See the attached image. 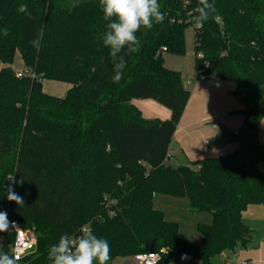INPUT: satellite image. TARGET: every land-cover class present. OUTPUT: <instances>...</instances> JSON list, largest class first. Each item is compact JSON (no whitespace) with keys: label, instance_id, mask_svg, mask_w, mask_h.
<instances>
[{"label":"trees","instance_id":"obj_1","mask_svg":"<svg viewBox=\"0 0 264 264\" xmlns=\"http://www.w3.org/2000/svg\"><path fill=\"white\" fill-rule=\"evenodd\" d=\"M158 2L164 22L137 32L140 50L125 56L114 82L99 0H0V211L38 240L17 264H51L50 246L83 225L108 241L109 262L166 249L161 263L187 252L212 264L252 240L243 213L264 204V0H211L220 22L210 18L194 29L198 79L234 81L244 119L237 132L219 126L214 144L237 142L233 152L179 165L167 160L191 91L163 53L185 54L198 0ZM21 4L30 16L18 12ZM38 35L37 50L31 41ZM17 51L34 78L16 76ZM46 79L71 88L63 97L48 94ZM135 99H152L171 115L145 118ZM8 188L23 206L7 199ZM159 194L187 197L189 210L211 214L197 224L201 240L166 217L155 204ZM14 240L11 229L0 232V250L12 255Z\"/></svg>","mask_w":264,"mask_h":264},{"label":"clouds","instance_id":"obj_2","mask_svg":"<svg viewBox=\"0 0 264 264\" xmlns=\"http://www.w3.org/2000/svg\"><path fill=\"white\" fill-rule=\"evenodd\" d=\"M103 18L107 21L102 43L108 49L113 63L114 82H119L126 66L125 56L140 50V40L137 32L151 29L153 24H162L165 14L161 11L158 0H99ZM216 7L211 0H198L196 15L193 17L192 27L199 30L211 18L220 22ZM18 12L28 13L26 4L18 7ZM30 16L31 14L28 13ZM9 31L3 29V35ZM37 50L40 47V36L31 41ZM7 199L19 206L24 205V198L14 189L8 188ZM10 222L7 213L0 211V232L9 230ZM111 247L108 241L97 237L91 226L83 225L77 236L63 234L57 243L49 248L48 258L51 264H108L111 258ZM19 257L0 250V264H17Z\"/></svg>","mask_w":264,"mask_h":264},{"label":"crops","instance_id":"obj_3","mask_svg":"<svg viewBox=\"0 0 264 264\" xmlns=\"http://www.w3.org/2000/svg\"><path fill=\"white\" fill-rule=\"evenodd\" d=\"M234 83L223 82L219 78L202 81L198 77L195 82L193 80L187 82L188 86L193 87L192 91L190 90L191 97L172 141L173 144L174 139L177 138V142L179 143L178 150L173 153L171 144L167 161L171 162L172 160H176V163L188 164V162H193L203 157L231 153L238 147V143L233 141L214 144V141L220 133V125L225 126L232 132H237L244 119L241 113L242 106L238 98L234 94H230L236 88V83ZM53 95L59 97L65 96L64 94ZM197 96H199L203 105L207 104V102H213L215 111L208 113V109L205 110L203 106L201 109H199L200 106L199 108H192L190 110L191 102ZM132 103L135 105L133 101ZM197 110L199 111L198 113L195 112ZM233 111H237L238 114L231 115ZM170 115L171 112H166L164 119L169 118ZM208 132L212 136L211 139L207 138L208 135L206 134ZM196 138L201 141L202 146L209 147H195L197 145L193 139L196 140ZM258 138L264 143L260 139L259 130ZM243 220L255 230L252 240L246 247L228 249L220 255H215L212 258V264H246L248 262L252 264H264V204L250 205L243 213ZM109 264H140V262L135 255L129 254L116 256ZM161 264H179V261L177 258ZM190 264H201V261L198 258L192 257Z\"/></svg>","mask_w":264,"mask_h":264},{"label":"rangeland","instance_id":"obj_4","mask_svg":"<svg viewBox=\"0 0 264 264\" xmlns=\"http://www.w3.org/2000/svg\"><path fill=\"white\" fill-rule=\"evenodd\" d=\"M185 41H186V52L183 55H176L169 52H164V61L165 64L177 71H181L184 79V84L186 88L188 87L189 90L192 91L193 87L188 86L187 82L192 81L195 82L197 80V67H196V53L194 48V29L192 26L188 27L185 30ZM13 67L16 71H21L24 69V61L22 59V55L19 51L15 54V59L13 63ZM202 81H210L212 79H199ZM223 82L231 83L234 82L232 80H223ZM235 84V83H234ZM43 90L48 94H64L66 95L69 88L71 87V84L64 83V82H58L53 80H43ZM230 94H233L232 92ZM136 107L141 110L142 115L145 118L148 119H164V114L166 112H170V110L159 104L158 102L152 100V99H139V100H133ZM201 106V107H200ZM202 106L205 108V110L208 109V113L214 112V103L213 102H207V104L203 105L201 102V99L199 96L195 97L194 100L191 102L192 108H199L201 109ZM195 112H199L198 110ZM194 112V113H195ZM238 114L237 111H233L231 115ZM207 138L211 139L212 136L208 132ZM259 136L262 141H264V116L260 122L259 125ZM195 144L197 146L195 147H206L209 146H202L201 141L196 138L193 139ZM179 143L177 142V138L174 139V142L172 144V152H176L178 150ZM194 147V146H193ZM195 149V148H194ZM168 163L172 165H179L180 163H176V160H172L171 162L167 161ZM188 164H192V162H188ZM260 168L264 171V161L260 163ZM155 204L158 208L162 209L166 217L171 220H176L179 222L181 230L184 232V234L191 238L192 240H201V234L197 229V224L200 221L210 222L212 220V216L208 212H192L189 210L188 206V199L187 197H180V196H172V195H166V194H159L156 197Z\"/></svg>","mask_w":264,"mask_h":264},{"label":"built area","instance_id":"obj_5","mask_svg":"<svg viewBox=\"0 0 264 264\" xmlns=\"http://www.w3.org/2000/svg\"><path fill=\"white\" fill-rule=\"evenodd\" d=\"M16 76L18 78H34L36 74L32 70L24 68L21 71H17ZM7 218L10 222H14V225L10 224L9 227V229L15 233V240L12 245V255L18 256V260H21L24 257L35 253L38 240L34 229H27L23 227V225L18 220L9 218L8 214ZM166 252V249H162L161 251H141L136 253L135 257L140 262V264H160L163 261L164 254ZM191 259L192 255L187 252H183L178 256L179 264H190ZM246 264L252 263L248 262Z\"/></svg>","mask_w":264,"mask_h":264}]
</instances>
